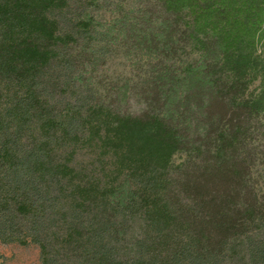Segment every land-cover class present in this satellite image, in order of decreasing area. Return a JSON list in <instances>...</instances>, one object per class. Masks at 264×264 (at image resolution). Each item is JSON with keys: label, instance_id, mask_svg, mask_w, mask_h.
<instances>
[{"label": "trees", "instance_id": "obj_1", "mask_svg": "<svg viewBox=\"0 0 264 264\" xmlns=\"http://www.w3.org/2000/svg\"><path fill=\"white\" fill-rule=\"evenodd\" d=\"M0 242L264 264V0H0Z\"/></svg>", "mask_w": 264, "mask_h": 264}, {"label": "rangeland", "instance_id": "obj_2", "mask_svg": "<svg viewBox=\"0 0 264 264\" xmlns=\"http://www.w3.org/2000/svg\"><path fill=\"white\" fill-rule=\"evenodd\" d=\"M116 2L121 0H114ZM103 19L110 18V12L106 8L99 10ZM256 83L252 86V88ZM179 160V156H176ZM0 264H40L39 248L35 244L19 245L16 243L0 242Z\"/></svg>", "mask_w": 264, "mask_h": 264}]
</instances>
